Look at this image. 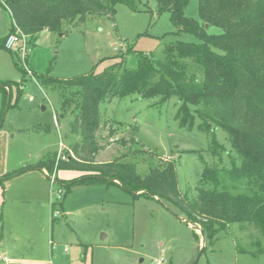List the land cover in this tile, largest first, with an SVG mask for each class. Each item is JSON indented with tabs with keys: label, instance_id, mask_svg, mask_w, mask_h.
I'll return each mask as SVG.
<instances>
[{
	"label": "rangeland",
	"instance_id": "1",
	"mask_svg": "<svg viewBox=\"0 0 264 264\" xmlns=\"http://www.w3.org/2000/svg\"><path fill=\"white\" fill-rule=\"evenodd\" d=\"M184 14L199 22L198 1L189 0ZM10 28L8 13L0 7V39ZM62 29L61 36L48 31L37 35L25 62L32 76L24 74L18 56L0 48V84H7L11 95L6 111L0 95V256L7 259L0 264H155L160 258L163 264H264V237L251 223L228 225L212 244L206 241L199 254L201 241L198 247L182 213L165 201L144 195L134 198V193L105 182H78L66 191L67 180L85 174L80 171L32 169L9 177L75 139L68 128L72 113H63L56 85L36 79L49 66L52 77L67 79L98 73L130 51L124 64L133 68L139 55L154 51L160 55L167 43L198 41L186 33L175 34L169 14H158L154 0L137 1L136 10L118 3L113 18L91 14L84 23L63 24ZM206 31L221 33L214 26ZM178 65L201 77L202 71L189 61ZM18 86L23 93L15 101ZM177 105L175 98L157 104L156 98L143 100L138 95L102 104L101 114L109 122L102 130L104 147L96 161L132 162L140 176L174 161L178 191L189 197L202 172V162L189 151H202L208 163L216 160L207 154L205 134L178 126ZM37 125L47 132L31 130ZM133 127L138 128L137 138L130 131ZM109 130L114 135L109 137ZM214 135L228 152L226 133L215 128ZM222 176L220 189L246 190L245 181L230 183ZM58 188L64 196L63 210L58 206L59 216L51 224L50 202Z\"/></svg>",
	"mask_w": 264,
	"mask_h": 264
},
{
	"label": "trees",
	"instance_id": "2",
	"mask_svg": "<svg viewBox=\"0 0 264 264\" xmlns=\"http://www.w3.org/2000/svg\"><path fill=\"white\" fill-rule=\"evenodd\" d=\"M137 1L0 0V7L11 20L7 35L17 29L34 46L37 35L44 30L62 34L63 24H82L91 14L113 18L118 3L136 10ZM188 1L154 0L158 14H169L175 34H189L197 42L167 43L160 55L155 51L139 55L133 68L125 67V58L130 54L127 51L98 73L93 70L58 79L50 75L49 66L45 74L36 76L43 85H56L61 93L63 113H72L68 128L75 139L59 152L40 158L9 177L32 169L47 173L80 171L85 174L67 180L66 191L74 183L95 181L119 185L134 193V198H157L180 211L210 244L233 223H251L257 234L264 237V0H197L199 22L185 16ZM211 26L221 29V33L209 34L206 27ZM5 38L0 39V48L5 49ZM180 61H189L200 69L201 77L188 74L178 65ZM23 72L26 73L24 69ZM7 88V84H0L3 109H8L11 102ZM17 91L15 101L23 93L19 86ZM129 95L143 100L156 98L157 104L175 98L178 105L174 119L178 126L206 135L207 154L216 162L208 163L202 151H189L202 162L198 185L189 197L178 191L174 161L156 165L144 176L136 172L132 162L122 159L96 162L104 147L101 133L109 122L101 114L100 106ZM215 128L226 133L228 152L216 141ZM31 130L47 132V128L38 125ZM130 131L137 138L138 128ZM114 133L111 130L108 136ZM222 175L230 183L245 181L246 190L232 193L220 189ZM58 191L61 194L52 202V210L62 204L63 192ZM193 234L199 242V234L194 230Z\"/></svg>",
	"mask_w": 264,
	"mask_h": 264
},
{
	"label": "built area",
	"instance_id": "3",
	"mask_svg": "<svg viewBox=\"0 0 264 264\" xmlns=\"http://www.w3.org/2000/svg\"><path fill=\"white\" fill-rule=\"evenodd\" d=\"M4 48L13 53L14 55L18 56L22 60L23 64V69L25 70L26 74L32 76L31 71L26 67V60L29 54L30 50V44H29V37L19 30L15 29L13 33H10L9 35L6 36L5 41H4ZM60 146L62 144L60 143ZM60 192L57 191L55 196L56 198L60 197ZM59 216V212L57 210H52L50 213V219H54ZM0 260L7 261L6 258L0 256ZM155 264H163L164 259L160 258L159 260H156L154 262Z\"/></svg>",
	"mask_w": 264,
	"mask_h": 264
},
{
	"label": "water",
	"instance_id": "4",
	"mask_svg": "<svg viewBox=\"0 0 264 264\" xmlns=\"http://www.w3.org/2000/svg\"><path fill=\"white\" fill-rule=\"evenodd\" d=\"M61 35H62V34H60V36H61ZM6 110H7V108L5 109V111H6ZM185 222H186V220H185ZM186 223H187V222H186ZM187 225H189V226H190L194 231H196V232L199 234V236H200L201 246H200L199 254H201L202 251H203V249H204V245H205V237H204L202 231H201L199 228L194 227V226H191V225L188 224V223H187Z\"/></svg>",
	"mask_w": 264,
	"mask_h": 264
},
{
	"label": "crops",
	"instance_id": "5",
	"mask_svg": "<svg viewBox=\"0 0 264 264\" xmlns=\"http://www.w3.org/2000/svg\"><path fill=\"white\" fill-rule=\"evenodd\" d=\"M44 31H46V30H44ZM7 36V35H6ZM5 36V37H6ZM36 51H37V49H36ZM29 55V54H28ZM28 58V57H27ZM96 162H99V161H96ZM42 172H45L46 173V171L45 170H42ZM51 204H52V202H50V208H51ZM60 208H62V204H61V206H60ZM52 209V208H51ZM61 210H63V208L61 209ZM50 213H51V211H50ZM50 222H51V219H50ZM53 222H51V224H52ZM199 244H200V241L198 242V247H199ZM5 262H7V261H5Z\"/></svg>",
	"mask_w": 264,
	"mask_h": 264
}]
</instances>
